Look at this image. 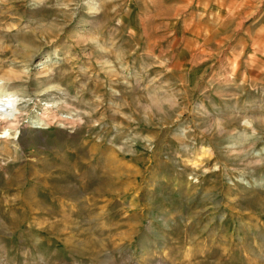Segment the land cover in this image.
<instances>
[{"label":"rangeland","instance_id":"1","mask_svg":"<svg viewBox=\"0 0 264 264\" xmlns=\"http://www.w3.org/2000/svg\"><path fill=\"white\" fill-rule=\"evenodd\" d=\"M0 82V264H264V0H0Z\"/></svg>","mask_w":264,"mask_h":264},{"label":"bare ground","instance_id":"2","mask_svg":"<svg viewBox=\"0 0 264 264\" xmlns=\"http://www.w3.org/2000/svg\"><path fill=\"white\" fill-rule=\"evenodd\" d=\"M10 98L11 97L9 93H6L5 90L3 89L1 90V84H0V131H2V135L6 134L7 133L6 131L9 128L15 127V124L13 123V119L16 118V116L9 108L11 102ZM153 102H157V101L153 100ZM49 116H44L40 118L39 121L41 126H51L57 122L56 118L54 117L49 118Z\"/></svg>","mask_w":264,"mask_h":264}]
</instances>
